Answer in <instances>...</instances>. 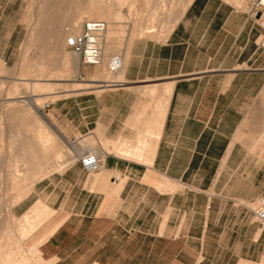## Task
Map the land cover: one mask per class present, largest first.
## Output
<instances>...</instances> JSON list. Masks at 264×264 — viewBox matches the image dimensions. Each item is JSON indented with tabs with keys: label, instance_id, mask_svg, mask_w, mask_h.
Instances as JSON below:
<instances>
[{
	"label": "crops",
	"instance_id": "1",
	"mask_svg": "<svg viewBox=\"0 0 264 264\" xmlns=\"http://www.w3.org/2000/svg\"><path fill=\"white\" fill-rule=\"evenodd\" d=\"M3 4L0 100L15 99L23 54V120L8 101L0 127L21 128L11 140L28 164L41 160L32 189L51 187L46 206L137 237L194 240L186 264L261 263L264 230L248 214L264 191V26L245 7L191 0L163 42L109 44L121 57L110 75L104 57L97 70L83 64L65 37L29 36L25 9L17 19ZM86 152L99 156L96 172L82 170Z\"/></svg>",
	"mask_w": 264,
	"mask_h": 264
},
{
	"label": "rangeland",
	"instance_id": "2",
	"mask_svg": "<svg viewBox=\"0 0 264 264\" xmlns=\"http://www.w3.org/2000/svg\"><path fill=\"white\" fill-rule=\"evenodd\" d=\"M190 1L4 0L3 6L12 8L17 19L19 12L23 18L24 8L29 36L46 29L51 44L80 33L85 22L102 21L106 25L102 57L111 56L112 59L118 55L111 53V43L121 50L130 41L131 47L141 41L163 42ZM225 1L246 8L247 0ZM47 20L52 22L45 23ZM22 64L23 54L12 71L14 79L9 83L13 93L7 97L15 99L0 100L2 111L8 101L19 103L15 120H23V98H19L23 97L20 95V89L23 91ZM0 129H3L0 131V264H33L38 252L43 255L42 264H186L195 259L191 253L196 244L194 240L190 243L185 239L155 241L145 235L134 236L131 230H116L115 226L103 222H77L74 217L68 221V206H46L52 199L50 186L43 192L32 189L40 175L33 173V167L41 160L28 164L32 159L23 158V143L11 140L13 133L21 128L3 125ZM50 171L45 170L49 173L44 176ZM38 203L45 207L34 209ZM248 216L252 228L264 230L253 215ZM243 262L262 264L264 259L261 263L239 261L237 264H245Z\"/></svg>",
	"mask_w": 264,
	"mask_h": 264
},
{
	"label": "built area",
	"instance_id": "3",
	"mask_svg": "<svg viewBox=\"0 0 264 264\" xmlns=\"http://www.w3.org/2000/svg\"><path fill=\"white\" fill-rule=\"evenodd\" d=\"M247 16L254 20L260 27L264 26V0H247ZM106 30L102 22H87L83 25L82 31L78 34L66 36V46L81 59L85 65L96 66L102 56V36ZM264 47V39L260 42ZM110 68L117 70L121 66L120 59L115 56ZM2 121V109L0 105V122ZM81 168L86 173L96 172L100 167V158L92 152H86L79 158ZM256 208L252 211L256 222L264 228V191L255 199Z\"/></svg>",
	"mask_w": 264,
	"mask_h": 264
},
{
	"label": "bare ground",
	"instance_id": "4",
	"mask_svg": "<svg viewBox=\"0 0 264 264\" xmlns=\"http://www.w3.org/2000/svg\"><path fill=\"white\" fill-rule=\"evenodd\" d=\"M186 8V6H184V8H183V10ZM97 22H102V21H97ZM85 23H87V22H85ZM84 23V24H85ZM90 23H92V22H90ZM104 25H105V23L104 22H102ZM83 24V25H84ZM83 25H82V27H83ZM105 27H106V25H105ZM81 32V31H80ZM103 37V36H102ZM113 58H114V56H112ZM112 58V59H113ZM105 62H104V65H103V68H104V70H106V71H108L109 73H111V74H115L116 72H117V70L119 69H117V70H115V69H111L110 67V63H111V61H112V59H111V56H107V57H105ZM110 59H111V61H110ZM101 60H102V56H101ZM100 63H101V61H100ZM100 63L98 64V65H100ZM98 65H96V66H98ZM106 68V69H105ZM256 203V202H255ZM37 255H36V260H35V263H33V264H42V262L44 261V258H43V255H42V253L40 252V254H39V252L38 253H36ZM11 255V254H10ZM20 258V257H19ZM10 262V261H9ZM27 264V263H26ZM30 264V263H29Z\"/></svg>",
	"mask_w": 264,
	"mask_h": 264
}]
</instances>
